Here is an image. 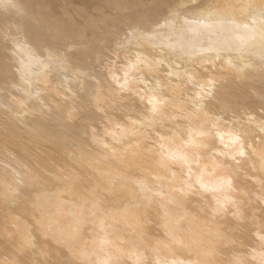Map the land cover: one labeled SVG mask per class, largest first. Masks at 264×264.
I'll use <instances>...</instances> for the list:
<instances>
[{
    "label": "bare ground",
    "instance_id": "6f19581e",
    "mask_svg": "<svg viewBox=\"0 0 264 264\" xmlns=\"http://www.w3.org/2000/svg\"><path fill=\"white\" fill-rule=\"evenodd\" d=\"M0 264H264V0H0Z\"/></svg>",
    "mask_w": 264,
    "mask_h": 264
},
{
    "label": "rangeland",
    "instance_id": "374dc122",
    "mask_svg": "<svg viewBox=\"0 0 264 264\" xmlns=\"http://www.w3.org/2000/svg\"><path fill=\"white\" fill-rule=\"evenodd\" d=\"M124 26H126V24L123 23Z\"/></svg>",
    "mask_w": 264,
    "mask_h": 264
}]
</instances>
